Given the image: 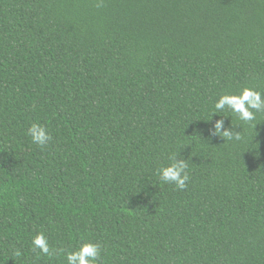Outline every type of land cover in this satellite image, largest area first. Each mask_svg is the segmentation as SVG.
<instances>
[{"label": "trees", "instance_id": "obj_1", "mask_svg": "<svg viewBox=\"0 0 264 264\" xmlns=\"http://www.w3.org/2000/svg\"><path fill=\"white\" fill-rule=\"evenodd\" d=\"M245 87L264 0H0V264H264V112L215 109Z\"/></svg>", "mask_w": 264, "mask_h": 264}, {"label": "clouds", "instance_id": "obj_2", "mask_svg": "<svg viewBox=\"0 0 264 264\" xmlns=\"http://www.w3.org/2000/svg\"><path fill=\"white\" fill-rule=\"evenodd\" d=\"M230 109L237 114L242 121H253L256 119V113L264 112V93L255 90L251 87L243 88L239 94L222 95L215 103L217 112L225 109ZM223 127V120L217 121L215 126L216 134H220L225 140L241 141V133H235L232 129L220 133ZM33 143L43 147L51 139L48 130L38 124L33 123L27 131ZM187 168V164L183 161L172 163L169 166L160 169V175L163 181L174 182L178 188L184 189L186 181L189 179L187 173L182 175ZM32 245L38 248L44 255H52L47 237L43 233L37 234ZM101 255V246L97 243H84L77 250L67 253V264H98V259Z\"/></svg>", "mask_w": 264, "mask_h": 264}]
</instances>
